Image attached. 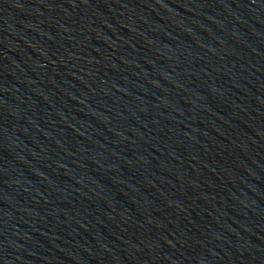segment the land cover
<instances>
[{"label": "water", "instance_id": "1", "mask_svg": "<svg viewBox=\"0 0 264 264\" xmlns=\"http://www.w3.org/2000/svg\"><path fill=\"white\" fill-rule=\"evenodd\" d=\"M0 264H264V0H0Z\"/></svg>", "mask_w": 264, "mask_h": 264}]
</instances>
